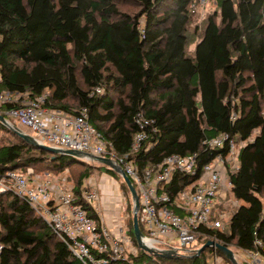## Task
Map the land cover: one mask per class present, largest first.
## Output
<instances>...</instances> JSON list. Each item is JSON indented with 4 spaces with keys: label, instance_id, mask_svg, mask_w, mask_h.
Segmentation results:
<instances>
[{
    "label": "trees",
    "instance_id": "trees-1",
    "mask_svg": "<svg viewBox=\"0 0 264 264\" xmlns=\"http://www.w3.org/2000/svg\"><path fill=\"white\" fill-rule=\"evenodd\" d=\"M214 1L216 10L196 23L200 0H0V92L30 98L47 93V107L71 115L86 108L90 123L119 155L131 151L139 131L135 117L143 113L151 120L149 137L134 156L142 170L175 153H197L201 168L227 154L226 146L205 144L221 134L244 143L231 175L239 207L223 228H201L237 254L255 251L258 239L264 242V0ZM193 36L198 42L190 53ZM11 106L0 105L1 114ZM0 133L6 135L0 136V176L14 169H69L79 201L98 226L99 214L81 198L94 172L121 179L131 194L105 164L38 148L1 121ZM188 182L175 173L171 196ZM129 224L137 244L133 220ZM0 244V264H83L11 191L0 193ZM219 253L224 264H233ZM211 256L212 248L175 257L141 250L130 259L208 264Z\"/></svg>",
    "mask_w": 264,
    "mask_h": 264
},
{
    "label": "built area",
    "instance_id": "built-area-1",
    "mask_svg": "<svg viewBox=\"0 0 264 264\" xmlns=\"http://www.w3.org/2000/svg\"><path fill=\"white\" fill-rule=\"evenodd\" d=\"M207 1L200 0L201 3ZM46 98L47 93L30 98L27 94L0 92V105H12L2 114L12 125L27 127L42 144L108 158L120 166L137 191L143 241L153 251L141 249L135 243L127 216L122 214L123 206L112 198L104 200L105 185L94 174L82 186L81 198L99 214L100 226L79 201L75 185L68 183L67 169L55 180L51 174L35 173L33 168L14 169L0 176V193L11 191L26 200L83 264H133L130 256H137L141 250L171 257L191 256L197 255L207 241L218 242L216 235L204 234L201 228L214 231L223 228L225 220L239 207V201L231 196V175L239 168V148L244 143L239 146L229 134H221L206 140L205 144L213 149L226 146L227 154H218L201 168L197 153H175L142 170L134 156L149 137L151 120L143 113L135 117L139 131L131 151L119 155L113 150V144L104 140L90 123L86 108L71 115L47 107ZM82 160L102 163L89 156ZM177 172L189 177V182L171 196L168 188ZM108 176L120 190L118 180ZM107 215L115 218V226L107 224L104 218ZM255 243V251H243V261L264 264V242L258 239ZM209 248H212L213 262L208 264H223L219 248L216 245ZM2 250L0 244V253Z\"/></svg>",
    "mask_w": 264,
    "mask_h": 264
},
{
    "label": "water",
    "instance_id": "water-1",
    "mask_svg": "<svg viewBox=\"0 0 264 264\" xmlns=\"http://www.w3.org/2000/svg\"><path fill=\"white\" fill-rule=\"evenodd\" d=\"M0 121L7 127H9L10 129H12L17 135H19L21 138H23L25 141H27L28 143L38 147V148H42V149H46L49 150L55 154H63V155H68V156H73L79 159H83V157L85 156H89L91 157L93 160L98 161V162H102L103 164L107 165L110 167V169H113L115 172H117L118 174H120L126 185L128 186L133 201H134V217H133V231H134V235H135V239L137 241L138 246L141 249L147 250L149 252H153L143 241V232L142 229L140 227V223H139V219H138V209L140 207V201H139V197L137 194V191L131 181V179L127 176V174L123 171V169L116 165L111 159L108 158H103V157H98V156H92L90 154L84 153V152H80L77 150H73V149H60V148H56L53 146H49V145H45L42 144L40 142H38L31 134H28L26 132H23L19 127L12 125L4 115H2L0 113ZM212 245H216L219 250L229 259L231 260V262L233 264H239L236 255L234 253L233 250H231L230 248L223 246L222 244L215 242L213 240H209L207 241L199 250L197 255H200L202 251H204L206 248L211 247ZM160 256L163 257H171L167 254H161V253H156Z\"/></svg>",
    "mask_w": 264,
    "mask_h": 264
},
{
    "label": "rangeland",
    "instance_id": "rangeland-1",
    "mask_svg": "<svg viewBox=\"0 0 264 264\" xmlns=\"http://www.w3.org/2000/svg\"><path fill=\"white\" fill-rule=\"evenodd\" d=\"M217 8V5L215 3L214 0H208L207 2L205 3H201L200 2V5L198 6V12L200 14V18H196V23H201L203 19L206 18V16L213 12L214 10H216ZM124 10H127L128 12H135V8H131V7H125ZM194 23L192 25V27L195 26ZM197 42H198V37L196 36H193L192 37V40H191V43L188 45V51L190 53H192L195 48H196V45H197ZM74 104V103H72ZM17 126V125H15ZM17 127H19L23 132H26L28 134H31L32 132L25 126H20L18 125ZM6 136L4 133H0V136ZM32 135V134H31ZM33 136V135H32ZM34 137V136H33ZM91 164H94V166H100L101 164L100 163H91ZM67 173H68V176L70 174L69 172V169H67ZM43 174H51V177L52 179H58V176L61 173H49V172H44ZM94 175L96 176V179L98 181H104L105 183V189H104V200L105 201H108L112 198V200H117V202L121 203V205L123 206L122 207V214L123 215H126L127 216V225H128V229H131V226H130V222L133 220V217H134V201H133V198L131 196V194L127 191V189L123 186V181L121 179H118V182L120 183V190L119 188L117 187L116 183L114 180H111L110 178H108V174L105 172V171H97V172H94ZM110 175V174H109ZM68 183H73L74 181L71 180L69 177H68ZM123 195H121V193ZM106 221H107V224H110L113 222V216H107L106 217ZM244 252L242 250H237V254H236V258L238 259V262L239 264H241L243 262V254ZM208 262H213V259L209 258ZM224 264V263H223Z\"/></svg>",
    "mask_w": 264,
    "mask_h": 264
},
{
    "label": "crops",
    "instance_id": "crops-1",
    "mask_svg": "<svg viewBox=\"0 0 264 264\" xmlns=\"http://www.w3.org/2000/svg\"><path fill=\"white\" fill-rule=\"evenodd\" d=\"M108 178H109V176H108ZM103 182V184L105 185V183H104V181H102ZM106 186V185H105ZM105 186H104V189H105ZM107 216H110V215H107ZM106 216V217H107ZM106 217H104L105 218V221H106ZM107 222V221H106ZM115 223H116V220H115V218L113 217V222L112 223H110V224H108L109 226H115Z\"/></svg>",
    "mask_w": 264,
    "mask_h": 264
}]
</instances>
